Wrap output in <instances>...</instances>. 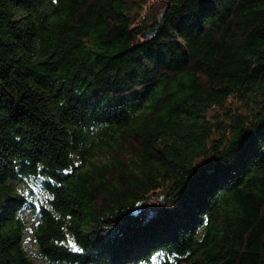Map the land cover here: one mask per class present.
<instances>
[{
  "label": "trees",
  "instance_id": "obj_1",
  "mask_svg": "<svg viewBox=\"0 0 264 264\" xmlns=\"http://www.w3.org/2000/svg\"><path fill=\"white\" fill-rule=\"evenodd\" d=\"M34 259L264 264V0H0V264Z\"/></svg>",
  "mask_w": 264,
  "mask_h": 264
},
{
  "label": "water",
  "instance_id": "obj_2",
  "mask_svg": "<svg viewBox=\"0 0 264 264\" xmlns=\"http://www.w3.org/2000/svg\"><path fill=\"white\" fill-rule=\"evenodd\" d=\"M167 6L168 5H166V7L160 12L158 25L156 27L144 31L141 35L142 39H144L145 41L152 39L156 35L158 30L163 26V15L164 11L167 9Z\"/></svg>",
  "mask_w": 264,
  "mask_h": 264
},
{
  "label": "rangeland",
  "instance_id": "obj_3",
  "mask_svg": "<svg viewBox=\"0 0 264 264\" xmlns=\"http://www.w3.org/2000/svg\"><path fill=\"white\" fill-rule=\"evenodd\" d=\"M163 5V4H162ZM154 7H151V8H153L151 11H150V8L148 7V8H146L145 10H146V15H148V16H150V14L152 15V14H154L155 15V17H156V19H157V22L159 21V15H160V12L164 9L163 8V6H161V4L160 5H156V4H154L153 5ZM150 18H151V16H150ZM152 27H150V28H148V29H151ZM26 247H27V249H30V250H32V246H31V244L29 243V242H26ZM34 262H35V264H42V263H40L39 262V260H37V259H34Z\"/></svg>",
  "mask_w": 264,
  "mask_h": 264
}]
</instances>
